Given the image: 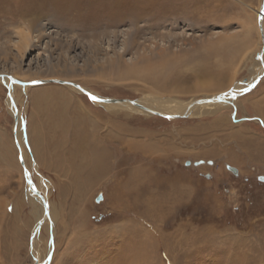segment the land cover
<instances>
[{"label": "rangeland", "instance_id": "1", "mask_svg": "<svg viewBox=\"0 0 264 264\" xmlns=\"http://www.w3.org/2000/svg\"><path fill=\"white\" fill-rule=\"evenodd\" d=\"M170 2L0 0V78L46 81L12 95L0 81V264H264V69L227 108L178 112L248 81L264 0ZM248 32L253 59L222 68L208 45ZM90 143L105 168L86 162Z\"/></svg>", "mask_w": 264, "mask_h": 264}, {"label": "bare ground", "instance_id": "2", "mask_svg": "<svg viewBox=\"0 0 264 264\" xmlns=\"http://www.w3.org/2000/svg\"><path fill=\"white\" fill-rule=\"evenodd\" d=\"M181 1H183V0H179V2H178V5L177 4H174L175 2H170V3H172V8H174V9H179V10H181L180 12H183V13H186V11H187V5H184V4H182V5H179V3L181 4ZM157 6V5H156ZM168 6V5H167ZM96 7V6H95ZM140 7H141V5H140ZM181 7V8H180ZM183 8V9H182ZM96 9V8H95ZM135 10V9H134ZM184 10H185V12H184ZM255 15L257 16V12H259V10H258V8H256L255 10ZM173 12H175V10L173 11ZM179 12V11H178ZM188 12V11H187ZM170 13V12H169ZM182 13V14H183ZM260 13V16L261 17H257L258 19H257V22H254V25H253V27H254V29L256 30V33L259 31V33H260V35H261V37H262V42H260V40H259V37L257 36V41H258V43L256 42V44H257V46H261V48H262V50L263 51H261V52H258V56H262V60H264V13L263 12H259ZM133 14V13H132ZM181 14V15H182ZM176 15V14H175ZM175 15H174V17H175ZM256 16H255V19H256ZM247 24H244V26H246ZM250 25V24H249ZM246 29H247V31H249V30H251L250 29V26H246ZM254 32V31H253ZM252 32V33H253ZM39 33V34H38ZM37 34L38 35H35L34 36V38L36 39V41L38 42V41H40V38H41V32H38ZM249 33V32H248ZM247 33V36H246V34H242V36L240 37L239 36V38L238 37H236V36H233V38H232V36L231 37H229V38H225V39H222V40H219V41H217V42H214V43H210L209 45H208V48L212 51V52H214V53H216L220 58L221 57H223V58H225V56H230V60H228V62L226 63H224V65L225 66H222V68H224V67H226L227 68V66L228 67H230V68H232L233 69V67L234 68H236L237 69V67L238 68H240V67H242V65L243 64H241V63H243L244 62V65L245 64H247L248 62V59H253V57H252V54H253V48H252V45H254L255 44V42H254V44H250V46L247 44V41H248V37L251 35V33H249L248 34ZM244 35V36H243ZM29 38H30V35H29V33L25 30V29H21V30H19L18 32H17V42H16V44H18L20 47H21V49H24V50H26V48H27V45H28V41H29ZM165 38V37H164ZM236 38V39H235ZM250 40V39H249ZM15 45V44H14ZM221 50V51H220ZM256 50V49H255ZM231 51V52H230ZM234 54H235V56H234ZM232 55V56H231ZM237 59H239V60H237ZM262 60H260L259 59V57H258V59L256 60V61H252L250 64H249V73H250V77L248 78V81L244 84V85H241L240 83H236L233 87H231L229 90H227V91H222V92H219V93H217V94H207V95H205V96H203L202 98H198V99H194V100H190L189 102H186V103H184L183 104V106H181L179 109V111L178 110H172L173 108L171 107V106H169V109L167 108V107H163V110H165L166 108V110H169V111H171V112H179V113H184L185 111H184V108H185V106H187V111L188 110H190V111H193V112H196V113H198L199 111L202 113V112H206V111H208V110H214V111H217V110H220L221 108H225V106H226V108H227V100H231L232 98H236V96L238 95V93H240V91H244V90H246V88H247V86H249L250 84L252 85V82L254 83V80H255V78H256V76L259 74V73H261V72H263L262 70L264 69V63H262L263 61ZM247 62V63H246ZM240 66V67H239ZM238 70V69H237ZM220 71V70H219ZM207 72V71H206ZM219 73V72H218ZM227 73V72H226ZM5 75V77L4 78H0V81H2V82H4L5 83V85L9 88V93H10V95H12V93H15V88L16 87H25V86H27V85H30V84H25V85H18L17 83L15 84V79H18L19 81H21V82H24L22 79H21V77L19 76V75H15V74H13V75H6V74H4ZM212 75V74H211ZM228 75V74H227ZM15 76V77H14ZM216 76H218V75H216ZM206 77V76H205ZM208 77V76H207ZM209 77H213V76H209ZM224 78V77H223ZM213 80V79H212ZM247 80V79H246ZM208 82H210V81H208ZM208 82H206V84L208 83ZM204 83V82H203ZM212 83V84H211ZM211 83H209L208 85H206L207 87L209 86L210 88H213L214 86H217L216 84H218L217 82H215V81H211ZM235 83V82H234ZM250 83V84H249ZM31 84L33 85V84H35V81L34 82H31ZM198 84H200V83H198ZM249 84V85H248ZM68 85H70L69 87L70 88H72V89H74V90H76V91H80V92H84L85 91V93H87L88 95H89V97L90 98H92L93 96H95L96 97V99H93V100H95V102H97V103H105V104H107L108 106H111V107H113V108H115L116 110H120V109H126V108H128V109H132V110H134V111H139V110H142L143 112H144V114H145V112L148 114V115H150V114H153V113H160V114H164V115H168V114H165V113H167V112H165V113H163V110H151V109H149V107L148 108H146L147 107V105L146 104H151V105H155V103H153V102H146V104H144V103H140V102H135V104H130V102H127V101H119V102H112V100H110V101H108V100H104L103 98L104 97H102V98H100L101 96H99V95H96V94H93L91 91H89V90H87L86 88H84L83 87V90H81V89H79L77 86H75V85H72V84H68ZM221 85V84H220ZM219 85V86H220ZM204 86V85H203ZM202 87V85L200 86V88ZM206 87V88H207ZM198 88H199V86H198ZM205 88V89H206ZM231 93H234L235 95L234 96H231V97H228ZM220 94H225V100H218V99H216L215 98V96H217V95H220ZM14 95V94H13ZM14 98H15V95H14V97L13 98H11V96H8V99H7V103L9 104L10 103V101H9V99H11V101L13 100V102H14ZM109 98H111V97H109ZM112 99V98H111ZM113 99H116V98H113ZM103 101V102H102ZM225 101L227 102V103H225ZM157 104V103H156ZM173 104V103H172ZM192 104H193V106H192ZM224 104H227V105H224ZM106 105V106H107ZM146 105V106H145ZM174 105V104H173ZM107 106V107H108ZM150 106V105H149ZM166 106H167V104H166ZM176 106V105H175ZM171 107V108H170ZM114 109V110H115ZM174 109H175V107H174ZM115 110V111H116ZM131 112V111H130ZM18 115V114H17ZM17 115H16V113H15V118L16 119H18V120H20V117H17ZM19 116V115H18ZM169 116V115H168ZM175 116H179V115H175ZM171 118H176V117H172V116H169V119H171ZM15 119V120H16ZM17 121V120H16ZM19 122V121H18ZM68 122V121H67ZM68 125V124H67ZM68 127V126H67ZM16 135H17V137H19V133H18V130H16ZM19 139V138H18ZM74 141V140H73ZM80 143H81V141H80ZM89 145H92L91 147V152H90V154L89 155H87V157H86V162L87 163H90V167H95V169L97 168H105V165H106V163H108V161L106 162V159H104V153L97 147V146H95L94 145V143H90ZM4 146V145H3ZM89 167V168H90ZM94 169V168H93ZM94 169V170H95ZM91 170H92V168H91ZM93 170V171H94ZM99 170V169H98ZM100 170H102V169H100ZM104 170V169H103ZM102 170V171H103ZM105 170H107V169H105ZM101 171V172H102ZM97 172V171H96ZM106 172V171H105ZM28 173V172H27ZM132 179V178H131ZM134 179H136V178H134ZM43 185H44V183H42ZM45 187V186H44ZM38 190L40 191V190H43L42 188H39L38 187ZM32 200H33V203H34V212H35V214H37V218H38V220H45L43 217H42V203L43 202H45V198L43 197V196H41V195H39V193H36V194H34V196H33V198H32ZM50 216L52 217V213L50 212ZM49 216V217H50ZM36 218V219H37ZM38 239V238H37ZM35 241H36V235H35ZM125 250V249H124ZM124 250H123V252H124ZM126 252H127V250H126ZM140 252V251H139ZM132 254V253H131ZM134 254V255H133ZM133 254H132V258H133V261L134 260H138V249H136V252H134L133 251ZM121 255H124L123 253L121 254ZM128 255V254H127ZM125 258H127V257H125ZM125 258H124V260H125ZM123 259V258H122ZM131 259V258H130ZM132 260V259H131ZM126 262V261H125ZM132 264H136V262H134V263H132Z\"/></svg>", "mask_w": 264, "mask_h": 264}, {"label": "water", "instance_id": "3", "mask_svg": "<svg viewBox=\"0 0 264 264\" xmlns=\"http://www.w3.org/2000/svg\"><path fill=\"white\" fill-rule=\"evenodd\" d=\"M56 82H61L60 80H55ZM15 82H17V83H20V84H22V85H25V84H31V82H29V83H25V82H21V81H19V80H15ZM43 82H46V81H41V80H39V81H35V83H43ZM70 83V82H69ZM74 84V83H73ZM75 86H77L79 89H81V90H83V88L81 87V86H79V85H77V84H74ZM84 91V90H83ZM83 93H85V91L83 92ZM85 94H87V93H85ZM235 94L234 93H231L228 97H231V96H234ZM225 94H220V95H217V96H215V98L216 99H218V100H225ZM100 98H102V97H100ZM104 100H108V101H110V100H112V102H119V101H127V102H130V104H135V100H124V99H111V98H109V97H104L103 98ZM153 114H159V115H161V116H164V117H166V118H169V116L168 115H162V114H160V113H153ZM187 116V115H186ZM174 117H179V116H174ZM231 170H235L234 168H231Z\"/></svg>", "mask_w": 264, "mask_h": 264}, {"label": "snow or ice", "instance_id": "4", "mask_svg": "<svg viewBox=\"0 0 264 264\" xmlns=\"http://www.w3.org/2000/svg\"><path fill=\"white\" fill-rule=\"evenodd\" d=\"M92 98H93V99H96V97H95V96H93Z\"/></svg>", "mask_w": 264, "mask_h": 264}]
</instances>
